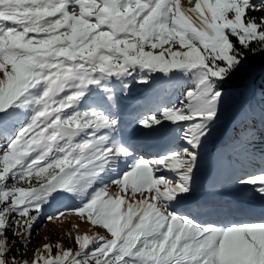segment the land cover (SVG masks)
Masks as SVG:
<instances>
[{"label":"snow or ice","instance_id":"snow-or-ice-1","mask_svg":"<svg viewBox=\"0 0 264 264\" xmlns=\"http://www.w3.org/2000/svg\"><path fill=\"white\" fill-rule=\"evenodd\" d=\"M0 73V264H264V169L237 176L256 202L228 208L242 219L187 203L222 85L264 78V0H0ZM135 75L179 93L136 121L164 151L115 138ZM66 200L49 221L74 213L106 234L11 255L8 233L30 240Z\"/></svg>","mask_w":264,"mask_h":264},{"label":"trees","instance_id":"trees-1","mask_svg":"<svg viewBox=\"0 0 264 264\" xmlns=\"http://www.w3.org/2000/svg\"><path fill=\"white\" fill-rule=\"evenodd\" d=\"M139 79L140 77L135 75L127 80L130 86L127 95H123L119 88L117 89L120 125L114 135L117 140L139 145L143 149L147 143L140 138L144 131L136 123L137 119L143 111L157 108L162 104L174 103L179 93L172 86L163 85L160 81L144 85L138 82ZM221 91L230 92L228 94L233 96L236 102L231 107L229 119L222 121L216 129H212L199 149L200 155L211 167L207 171L206 165L202 170L207 173L206 178L204 176L202 180L193 182L194 194L201 193V196L206 191L213 193L223 191L226 186L237 194L242 193L236 182L237 176L258 174L264 169V78L257 77L248 83L242 81L240 77H234L222 85ZM4 142L5 138H0V144ZM166 143L164 140V145ZM169 146L185 145L177 139L174 145ZM127 163H132V159ZM124 167L122 162L121 169ZM112 187L113 185H109V189ZM75 203L78 202L66 200L46 206L43 215L33 225L30 240L17 239L9 232V242L13 245L11 255L17 259H23L24 255L30 256L44 242L45 227L50 225L47 217L58 209L72 207ZM16 231L21 232V228L17 226ZM45 237L49 238L51 244L59 243L60 240L56 235L49 236L48 232ZM24 244H27V250Z\"/></svg>","mask_w":264,"mask_h":264},{"label":"rangeland","instance_id":"rangeland-1","mask_svg":"<svg viewBox=\"0 0 264 264\" xmlns=\"http://www.w3.org/2000/svg\"><path fill=\"white\" fill-rule=\"evenodd\" d=\"M181 4L184 7H192L195 4V0H191V4H189L187 2V0H181ZM146 50V49H145ZM173 50H178V47L173 49ZM147 51V50H146ZM226 93V92H225ZM227 92L226 93V97H225V102L221 105V109H220V114H219V118L218 120L211 126V129H216L218 126H220L222 121L228 120L231 114V107L234 105V103L236 102L234 97L229 95ZM147 135H145V133H143L140 138L146 142L147 144H149V146H152V149L158 150L160 149L159 144H162L161 139L158 136H148L146 138ZM205 161V158L203 156H199V166L198 168H201V166L203 165ZM202 175L203 173L201 172L199 174V176L195 175L194 177V181H200L202 179ZM239 186V185H238ZM161 189L163 188V186H160ZM118 189L113 186L109 191L110 192H115ZM246 193V198L244 200L242 199H237L235 202H238L243 204V205H247L249 203H256L255 201H250L249 197L251 196L250 191H248L247 189L244 190ZM129 194H131V190L129 189L128 191ZM228 194V193H227ZM128 194L125 196V198H127ZM226 199L223 198L221 199V196H217L216 197H207L205 200H199L196 202V206L194 208H196V210H204V209H213V205H216L214 207H220L223 208V212L220 213L219 215H202L200 217V219H211V220H217L219 221H224L225 223L230 222L232 219H242V217H232L229 216L228 213V208L230 206H232L233 202L232 200H234V198H229L227 197L228 195H225ZM140 198V194L137 193L136 196L133 197V199H139ZM192 206V205H190ZM177 210L178 211H185L184 207H180L177 206ZM193 211V214H195V211ZM49 227V229L47 228ZM46 231L44 232L43 235V244H41L39 247H42L44 244L46 243H51V241L49 240V238L45 237L46 232H48L49 236H53L56 235V238H59L60 240L59 243L64 246V247H72L74 250L76 248L75 245V237L77 235H83L85 233H87L88 235H93L94 233H99L101 235H105L106 234V230H104L103 228L99 227V226H90V224L87 222V220L85 219L84 222H81V219L75 215L74 213H65V215L57 220L54 221H50V225L48 224L45 227ZM59 233V234H58ZM58 234V235H57ZM55 237V236H54ZM66 243H69L68 245ZM33 254L34 252L31 253L30 256L28 257H23V259H28L31 260L33 258Z\"/></svg>","mask_w":264,"mask_h":264}]
</instances>
